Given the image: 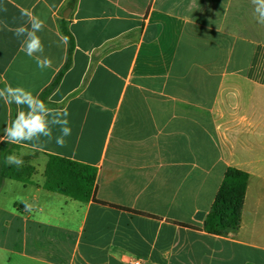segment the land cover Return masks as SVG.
I'll return each instance as SVG.
<instances>
[{"label": "crops", "instance_id": "1", "mask_svg": "<svg viewBox=\"0 0 264 264\" xmlns=\"http://www.w3.org/2000/svg\"><path fill=\"white\" fill-rule=\"evenodd\" d=\"M256 7L0 0V89L31 91L47 125L10 154L35 167L33 183L0 180V264H264V24ZM23 10L45 22L37 35L51 68H38L13 34ZM20 111L28 115L26 103L0 99V147ZM66 111L71 134L61 147ZM47 155L95 168V198L130 211L43 189ZM229 168L248 175L240 224L209 234L204 220Z\"/></svg>", "mask_w": 264, "mask_h": 264}, {"label": "trees", "instance_id": "2", "mask_svg": "<svg viewBox=\"0 0 264 264\" xmlns=\"http://www.w3.org/2000/svg\"><path fill=\"white\" fill-rule=\"evenodd\" d=\"M18 149L17 145L10 143L0 147V180L9 179L20 183H33L32 178L36 169L30 163L24 162L19 167L14 164L1 163L2 157L6 158ZM247 181L248 175L245 172L233 168L226 170L210 211L204 220V231L221 235L238 228ZM95 183V168L65 157L47 155L43 182L40 184L43 189L77 201L91 200L101 205L130 211L97 200L94 196Z\"/></svg>", "mask_w": 264, "mask_h": 264}, {"label": "clouds", "instance_id": "3", "mask_svg": "<svg viewBox=\"0 0 264 264\" xmlns=\"http://www.w3.org/2000/svg\"><path fill=\"white\" fill-rule=\"evenodd\" d=\"M253 3L257 6L255 12L258 23L264 24V0H253ZM25 17V23L14 30V36L20 40L22 50L25 54L36 59L38 68L41 70L51 68L53 62L49 57L43 56L44 45L40 36L37 35V33L43 31L45 22L33 13L23 10L21 12V18L23 19ZM62 43L67 44L66 37L62 40ZM0 99H3L6 104L15 103L16 105H20L26 103L28 107L27 116L23 111L18 112L11 126H7L4 129L5 137L9 143L19 144L30 142L33 135L47 128L44 118L34 111L37 103L43 106L44 102L38 97L33 96L31 91L25 90L20 86L13 87L12 85H7L5 88L0 89ZM64 115L66 117L63 121L65 126L61 129L62 135L56 140V144L61 147L66 145L65 137L71 134V128L68 126L69 121L67 119L68 112L66 111ZM34 146L40 147L42 144ZM6 161L17 167L23 164L22 158L15 154L7 156Z\"/></svg>", "mask_w": 264, "mask_h": 264}, {"label": "built area", "instance_id": "4", "mask_svg": "<svg viewBox=\"0 0 264 264\" xmlns=\"http://www.w3.org/2000/svg\"><path fill=\"white\" fill-rule=\"evenodd\" d=\"M129 264H142V260L132 259V260L129 261Z\"/></svg>", "mask_w": 264, "mask_h": 264}, {"label": "water", "instance_id": "5", "mask_svg": "<svg viewBox=\"0 0 264 264\" xmlns=\"http://www.w3.org/2000/svg\"><path fill=\"white\" fill-rule=\"evenodd\" d=\"M64 17H66V16H64Z\"/></svg>", "mask_w": 264, "mask_h": 264}]
</instances>
